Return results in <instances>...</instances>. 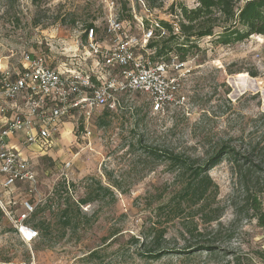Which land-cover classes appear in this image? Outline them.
<instances>
[{
	"label": "rangeland",
	"instance_id": "374dc122",
	"mask_svg": "<svg viewBox=\"0 0 264 264\" xmlns=\"http://www.w3.org/2000/svg\"><path fill=\"white\" fill-rule=\"evenodd\" d=\"M113 2L135 35L141 23L177 25L170 13L174 3L197 5V0ZM107 13L108 4L99 0H0V87L7 76L25 69L27 55L43 56L59 71L94 67L85 34L93 24L100 41H106ZM199 45L188 55L191 72L180 82L175 102L163 112H153L144 94H123L116 110L95 111L88 124L76 115L45 148L25 151L38 177L34 192L28 185H17V195L15 189L0 188V199L15 202L9 207L16 213L26 198L42 201L48 207L38 220L50 221L52 228L48 237L26 245L2 218L0 264H264V228L253 212L256 199L264 205V36L229 46L208 38ZM224 145L250 157L249 162L241 161L239 169L223 154L209 172L207 194L182 205L180 192L189 172L148 152L159 150L199 167ZM111 181L117 185L112 194H99V183L111 187ZM87 193L101 196L82 206L78 225L65 230L59 210ZM174 209L181 215L167 220L162 242L171 253L156 261L140 256L152 245L140 248L131 238L143 243L157 214L163 222ZM195 227L201 235L187 232ZM199 245L209 248L194 252ZM95 250L99 256L88 259Z\"/></svg>",
	"mask_w": 264,
	"mask_h": 264
},
{
	"label": "built area",
	"instance_id": "2783aa9c",
	"mask_svg": "<svg viewBox=\"0 0 264 264\" xmlns=\"http://www.w3.org/2000/svg\"><path fill=\"white\" fill-rule=\"evenodd\" d=\"M99 1L108 4L107 40L100 41L95 27L88 28L85 34V49L94 59V67L59 71L43 56L27 55L25 69L1 83L0 116L4 125L0 128V188L6 192L17 185H28L30 193L34 192L38 177L25 151L45 148L66 121L78 115L88 124L95 111L116 110L121 104L120 96L130 93L146 95L153 112H163L175 102L180 82L191 72L187 61L177 54L155 59L156 49L150 48L151 43L168 35L159 23H141L140 35L130 34L115 13L113 0ZM174 31L180 32L176 24ZM41 204L26 198L20 205L22 212L16 213L9 207L15 202L0 199L5 218L26 245L39 238L28 221Z\"/></svg>",
	"mask_w": 264,
	"mask_h": 264
},
{
	"label": "trees",
	"instance_id": "16d2710c",
	"mask_svg": "<svg viewBox=\"0 0 264 264\" xmlns=\"http://www.w3.org/2000/svg\"><path fill=\"white\" fill-rule=\"evenodd\" d=\"M150 2V0H146ZM170 13L178 20L179 33H175L174 24L168 22H160V26L168 32L165 37L159 38L151 43L150 48L156 49V60H162L167 58L171 54H177L182 61H186L188 55L193 51H199L200 42L204 39L212 38L216 45L229 46L234 43L242 42L250 38L252 35L264 36V0H197L195 8H189L183 3H174L170 7ZM94 25H90L92 28ZM159 36V32L158 35ZM86 37V36H85ZM84 37V38H85ZM253 77H257L256 73L252 74ZM149 154L154 157L156 161H167L173 166L184 171L183 174L189 172L190 180L180 192L179 203L185 200L196 199L199 201L205 196L209 190V185L212 184V179L209 176V172L214 169L220 161V157L229 159L233 163L237 164L239 169L243 166L240 162H249L250 157L239 156L237 151L231 149L229 146L224 145L221 147L220 152L216 154L214 159L210 160L205 166L194 167L183 161L177 156H170L159 150H148ZM218 156V157H217ZM218 158V159H217ZM241 172V171H240ZM246 178V176H244ZM111 187H104L99 183L98 192L110 193L111 188H116V183L111 181ZM96 196L87 193L86 197L79 201L70 203L68 201L64 204V208L59 210L60 220L62 227L65 230L72 229L78 224V215L82 214V206H86L94 201H97ZM101 198V197H99ZM179 205V206H181ZM47 205H39L35 213L31 216L28 223L33 224V228L39 231V238H46L52 228V223L45 219L38 220V216L43 213ZM180 208V207H179ZM160 210H163L162 208ZM180 210L174 209L172 213L168 212L169 216L165 221H160V215L156 223H153L148 229L150 234L141 243L142 239L132 237V245H140V248L145 247V244L152 245L146 251L147 253H139L140 256L145 257L147 260L156 261L171 251L162 249V242L166 240V227L167 220L171 218H178ZM254 218L257 220L259 227L264 228V205L256 199L253 203ZM86 216V215H85ZM2 218H5L4 212L0 208V222ZM13 228V227H12ZM14 230V229H12ZM198 228L193 230H187L191 235L197 233ZM15 232V230H14ZM197 235H201L197 233ZM204 246H197L194 252H200L207 250ZM99 256V251L95 250L88 255V259Z\"/></svg>",
	"mask_w": 264,
	"mask_h": 264
},
{
	"label": "crops",
	"instance_id": "0c3cea01",
	"mask_svg": "<svg viewBox=\"0 0 264 264\" xmlns=\"http://www.w3.org/2000/svg\"><path fill=\"white\" fill-rule=\"evenodd\" d=\"M15 190H13V192H15L14 194L17 195V188H14Z\"/></svg>",
	"mask_w": 264,
	"mask_h": 264
}]
</instances>
